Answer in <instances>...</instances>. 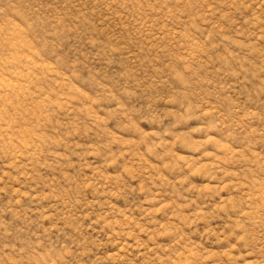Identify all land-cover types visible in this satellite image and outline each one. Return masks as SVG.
I'll return each mask as SVG.
<instances>
[{
    "label": "rangeland",
    "instance_id": "374dc122",
    "mask_svg": "<svg viewBox=\"0 0 264 264\" xmlns=\"http://www.w3.org/2000/svg\"><path fill=\"white\" fill-rule=\"evenodd\" d=\"M0 264H264V0H0Z\"/></svg>",
    "mask_w": 264,
    "mask_h": 264
}]
</instances>
